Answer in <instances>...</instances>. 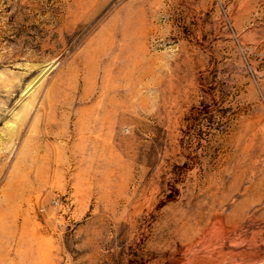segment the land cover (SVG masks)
<instances>
[{"label":"rangeland","instance_id":"obj_1","mask_svg":"<svg viewBox=\"0 0 264 264\" xmlns=\"http://www.w3.org/2000/svg\"><path fill=\"white\" fill-rule=\"evenodd\" d=\"M0 264H264V0H0Z\"/></svg>","mask_w":264,"mask_h":264}]
</instances>
